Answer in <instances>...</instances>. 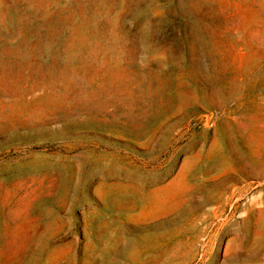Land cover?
<instances>
[{
  "label": "rangeland",
  "instance_id": "rangeland-1",
  "mask_svg": "<svg viewBox=\"0 0 264 264\" xmlns=\"http://www.w3.org/2000/svg\"><path fill=\"white\" fill-rule=\"evenodd\" d=\"M0 264H264V0H0Z\"/></svg>",
  "mask_w": 264,
  "mask_h": 264
},
{
  "label": "water",
  "instance_id": "water-1",
  "mask_svg": "<svg viewBox=\"0 0 264 264\" xmlns=\"http://www.w3.org/2000/svg\"><path fill=\"white\" fill-rule=\"evenodd\" d=\"M209 119H210V116H207V117H206V122H207V123L209 122Z\"/></svg>",
  "mask_w": 264,
  "mask_h": 264
}]
</instances>
